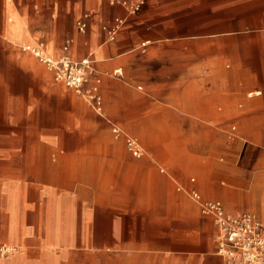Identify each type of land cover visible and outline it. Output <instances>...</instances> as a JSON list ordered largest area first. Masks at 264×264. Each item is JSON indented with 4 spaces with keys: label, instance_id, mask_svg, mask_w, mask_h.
Masks as SVG:
<instances>
[{
    "label": "crops",
    "instance_id": "crops-1",
    "mask_svg": "<svg viewBox=\"0 0 264 264\" xmlns=\"http://www.w3.org/2000/svg\"><path fill=\"white\" fill-rule=\"evenodd\" d=\"M67 39L102 112L22 49ZM192 190L264 221V0H0V264H224Z\"/></svg>",
    "mask_w": 264,
    "mask_h": 264
},
{
    "label": "built area",
    "instance_id": "built-area-1",
    "mask_svg": "<svg viewBox=\"0 0 264 264\" xmlns=\"http://www.w3.org/2000/svg\"><path fill=\"white\" fill-rule=\"evenodd\" d=\"M111 4H121L128 14L139 12L144 0H110ZM126 18L118 16L114 23L105 25L109 40H114ZM81 32H85L88 23L80 19L76 23ZM71 40L64 44V53L55 55L48 52L43 42L37 44H24L22 49L33 54L40 62L46 64L53 72L55 80L73 88L75 92L88 99L98 112H102L103 98L100 92L101 79L95 75V67L91 57L74 59L70 53ZM116 135L123 130L113 126ZM126 145L129 152L135 157L145 155L142 144L134 137L125 134ZM192 197L200 203L202 214L210 216L219 226L218 252L224 258V264H264V221L252 212L231 214L226 212L219 201L204 199L197 190H192ZM16 250L10 244H0V257L6 256Z\"/></svg>",
    "mask_w": 264,
    "mask_h": 264
},
{
    "label": "rangeland",
    "instance_id": "rangeland-1",
    "mask_svg": "<svg viewBox=\"0 0 264 264\" xmlns=\"http://www.w3.org/2000/svg\"><path fill=\"white\" fill-rule=\"evenodd\" d=\"M263 139V138H262Z\"/></svg>",
    "mask_w": 264,
    "mask_h": 264
}]
</instances>
